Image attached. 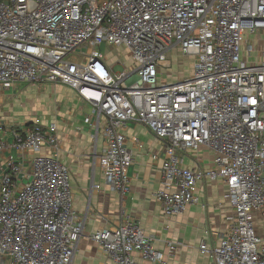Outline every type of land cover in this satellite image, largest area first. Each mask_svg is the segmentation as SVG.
Returning <instances> with one entry per match:
<instances>
[{
	"label": "built area",
	"instance_id": "1",
	"mask_svg": "<svg viewBox=\"0 0 264 264\" xmlns=\"http://www.w3.org/2000/svg\"><path fill=\"white\" fill-rule=\"evenodd\" d=\"M105 43L126 48L131 66L115 71ZM175 50L193 72L163 80ZM18 82L61 83L90 106L85 122L95 117L107 139L105 182L121 194L134 163L123 128L143 124L164 141L155 195L168 217L199 202L200 181L223 179L230 228L200 251L208 264H264V0H0V91ZM58 142L55 123L0 121V264L73 263L83 221L70 170L41 153ZM202 147L214 152L210 168L183 165ZM92 238L110 264H136L134 252L168 264L135 220Z\"/></svg>",
	"mask_w": 264,
	"mask_h": 264
},
{
	"label": "crops",
	"instance_id": "2",
	"mask_svg": "<svg viewBox=\"0 0 264 264\" xmlns=\"http://www.w3.org/2000/svg\"><path fill=\"white\" fill-rule=\"evenodd\" d=\"M20 99L25 108L42 101L40 115L32 118L30 112L26 113L23 123L12 119V110H4ZM90 114V106L82 102L78 93L61 83L18 82L0 91V121L7 127L30 125L38 118L44 125L55 123L57 126V150L44 146L41 153L55 155L70 170L74 207L83 221V234L72 264H110L92 234L104 227L118 226L126 219L140 223L168 264H208L209 259L201 253L200 245L207 242L215 246L229 231L228 217L233 214L226 197L225 181L221 178L200 181L196 188L199 202L190 203L177 216H166L155 195L162 186L164 141L147 126L131 122L123 128V133L126 145L133 151L134 163L128 170V190L121 194L105 182L99 156L104 152L107 139L102 130L97 132L95 117L93 123L85 122ZM12 154L20 156L16 151ZM181 158L185 166L207 169L213 165L214 152L202 147L182 153ZM169 242L177 243L173 253H170ZM134 258L136 264H158L146 260L140 252H134Z\"/></svg>",
	"mask_w": 264,
	"mask_h": 264
},
{
	"label": "rangeland",
	"instance_id": "3",
	"mask_svg": "<svg viewBox=\"0 0 264 264\" xmlns=\"http://www.w3.org/2000/svg\"><path fill=\"white\" fill-rule=\"evenodd\" d=\"M101 50L104 52L105 57L109 64L113 65L115 71H122L128 68L132 64V60L129 57L128 50L123 47H114L108 44H103ZM71 59L79 60L81 57L76 55H71ZM171 67L165 68L160 74V78L163 80H173L179 76L186 75L189 76L193 72V59L190 56L183 55L178 50H175L171 55ZM24 97H22L23 100ZM22 100L16 101L13 106L8 105L4 111L12 110L11 118L15 119L18 123H23L26 120V113L32 115V118L40 115L42 109V101L38 102L35 106H27L26 108L22 106ZM47 101L45 100L44 103ZM36 113V114H33Z\"/></svg>",
	"mask_w": 264,
	"mask_h": 264
}]
</instances>
